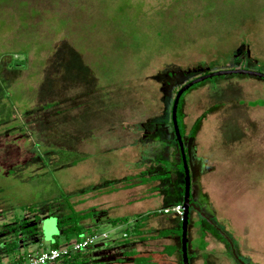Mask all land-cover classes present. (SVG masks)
<instances>
[{
    "label": "rangeland",
    "instance_id": "rangeland-1",
    "mask_svg": "<svg viewBox=\"0 0 264 264\" xmlns=\"http://www.w3.org/2000/svg\"><path fill=\"white\" fill-rule=\"evenodd\" d=\"M243 68L264 74V0H0V240H17L19 248L28 243L9 228L35 223L45 207L52 214L41 217L42 228L56 238L26 249L69 245L78 236L61 235L59 218L70 211L67 194L81 187L86 149L101 151L112 141L106 133L121 130L122 120L142 129L150 118L172 132V104L183 85L205 71ZM170 71L180 75L163 87V98L159 82L175 75ZM186 101L197 116L192 135L211 125L221 141L222 126L264 121V80L232 75L193 86L180 100L182 134ZM164 106L168 114L154 117ZM105 167L87 169L104 175ZM137 169L130 163L112 170ZM258 196L256 215L264 221V191ZM127 232L125 225L99 230L109 240ZM5 257L14 260L4 255L0 264Z\"/></svg>",
    "mask_w": 264,
    "mask_h": 264
},
{
    "label": "crops",
    "instance_id": "crops-1",
    "mask_svg": "<svg viewBox=\"0 0 264 264\" xmlns=\"http://www.w3.org/2000/svg\"><path fill=\"white\" fill-rule=\"evenodd\" d=\"M193 112L185 111L186 136L192 134V127L197 124ZM252 122L222 126L221 141L216 140L217 132L211 125L201 124L197 128L194 146L200 167L193 162L190 167L191 198L210 222L200 213L191 211L190 264H241L240 260L245 264H264V221L256 215L262 207L254 204L264 191V121ZM121 124V130L114 131L111 126V131L106 133L111 135V142L96 153L86 149L89 152L79 162L84 171L78 178L82 184L79 190L67 194L70 198L67 207L85 217L81 222L82 235L70 244L82 236L99 233L101 228L125 225L132 232L128 239L114 238L108 240L110 243L105 241L107 246L97 244L91 253L76 256L83 264H136L135 261L141 259L143 264H183L181 221L174 213H163L165 209L182 205L184 196L185 177L178 169L181 160L173 131L161 127L159 135L155 133L153 138L144 127L129 129L123 120ZM204 150H210L208 157L204 156ZM99 155H103L100 161ZM186 157L189 158L188 154ZM130 163L138 164L137 171L127 170L119 175L112 170L114 164ZM100 165L107 166L104 175H92L87 169L93 166L92 171L94 166ZM70 213L71 210L61 216ZM121 219L129 221L113 224ZM43 225L41 242L50 243L56 236L45 234ZM20 247L13 254V261L5 257L6 264L29 253V248ZM46 249L49 248L37 252ZM102 251H106L105 258L98 261L95 256Z\"/></svg>",
    "mask_w": 264,
    "mask_h": 264
},
{
    "label": "water",
    "instance_id": "water-1",
    "mask_svg": "<svg viewBox=\"0 0 264 264\" xmlns=\"http://www.w3.org/2000/svg\"><path fill=\"white\" fill-rule=\"evenodd\" d=\"M232 75L248 76V77H254V78H259V79L264 80V74L258 73V72L252 71V70H248V69H234V70H223V71L211 72L209 74L200 76V77L196 78L195 80L186 84L178 92L177 97L175 99L174 106H173V112H172L173 125H174L175 135L177 138L180 154L182 157V163L184 164V176H185V179H184V196H183V204H182V206H183V219L181 222V230H182L181 244H182L183 264H190L189 257H188V241H189L188 231H189V225H190L191 211L194 210V211L200 213L207 222H210V220L204 215V213L201 211V209L198 208L194 202H192V198H191V185H192V183H191L190 169L188 167V161H187V157H186V153H185V149H184V144H183L182 136H181L180 129L178 126V119H177L178 118L179 102H180L182 95L187 90L192 88L193 86L200 84L202 82H205L207 80L216 78V77H224V76H232ZM43 222H44V220L40 221L41 224ZM99 247H101V246L99 245ZM105 252L106 251H102V252L98 253L95 257L101 256V255L105 254ZM236 258L238 259V257H236ZM111 260H114V258H112ZM241 264H243V263L241 262Z\"/></svg>",
    "mask_w": 264,
    "mask_h": 264
},
{
    "label": "trees",
    "instance_id": "trees-1",
    "mask_svg": "<svg viewBox=\"0 0 264 264\" xmlns=\"http://www.w3.org/2000/svg\"><path fill=\"white\" fill-rule=\"evenodd\" d=\"M71 213L67 216H63L61 218H59V226L60 228H62V235H67V233L72 232V233H76V235L78 237H80V235H82V226H81V222L84 220L83 215L75 212L72 210V207H70ZM46 211H48V214H52L50 212V210L46 209L45 207H43L42 209H40L39 211H37V215L35 216V220L33 222H31L30 224L27 222V220L25 219L23 222L19 221L17 222V224L15 226L10 227L9 225H7L6 227H10L9 230L10 231H15V232H21L23 233V236L27 235V240L28 241V245L31 244H40L41 242V238H42V230H41V216L40 215H44V213H46ZM129 220L127 219H121V220H115L113 221V224L118 225V224H125L127 223ZM20 230V231H19ZM181 235H182V230H181ZM19 242V241H18ZM17 240L13 241V242H4L2 240H0V257H2V255H11L14 254L19 246H17ZM56 248V246H53V248ZM81 254V253H79ZM79 254H72V256L67 257L66 259L63 260V262L65 264H83L84 261L81 260L80 257L76 256ZM21 257V256H20ZM20 257L17 258L20 259ZM62 262V261H61ZM136 264H143V260H136L135 261ZM13 263V262H12Z\"/></svg>",
    "mask_w": 264,
    "mask_h": 264
},
{
    "label": "built area",
    "instance_id": "built-area-1",
    "mask_svg": "<svg viewBox=\"0 0 264 264\" xmlns=\"http://www.w3.org/2000/svg\"><path fill=\"white\" fill-rule=\"evenodd\" d=\"M164 214L174 213L182 222L183 219V206L176 205L172 208L165 209ZM107 234L94 233L87 236H82L78 241L69 244L64 247H54L51 249H46L36 253H26L10 264H56L63 261L67 257L72 256V254H79L86 252L92 247L99 244V241L107 240Z\"/></svg>",
    "mask_w": 264,
    "mask_h": 264
},
{
    "label": "flooded vegetation",
    "instance_id": "flooded-vegetation-1",
    "mask_svg": "<svg viewBox=\"0 0 264 264\" xmlns=\"http://www.w3.org/2000/svg\"><path fill=\"white\" fill-rule=\"evenodd\" d=\"M242 57L243 58H245V59H249V56L247 55V54H242ZM244 69V68H243ZM248 70H249V68H247ZM171 72H174V76H167V75H165L164 76V78H163V80H161V82H159V83H161V92H162V95H163V98L165 97V93H164V89H163V87H168L169 86V84H170V81L173 79V78H175V76H177V75H180V74H178V73H180V72H175V71H170V74H171ZM210 72H207V71H205V73H203V74H201L200 76H203V75H206V74H209ZM185 75H183L184 77L185 76H187V73H184ZM196 79V78H195ZM194 79V80H195ZM263 80V79H262ZM193 81V80H192ZM191 82V81H190ZM189 83V82H188ZM188 83H186V84H188ZM185 84V85H186ZM185 85H183L180 89H179V91L185 86ZM179 91H177V93H176V95H175V98H174V100H173V104H172V109H171V114H170V119H171V125H172V131H173V136H174V140L176 141V143H177V145H178V142H177V138H176V135H175V130H174V125H173V116H172V112H173V106H174V103H175V99H176V97H177V94H178V92ZM184 95V94H183ZM182 95V96H183ZM182 98V97H181ZM181 100V99H180ZM162 102H164V99H163V101ZM179 107H180V102H179V106H178V112H179ZM261 109V108H260ZM262 109H264V106H262ZM181 110H182V118H181V125L182 126H184L185 127V124H184V119H185V111L186 110H189V112H191L192 110H193V107L188 103V101H186L184 104H182V107H181ZM158 111H160L158 114H156V116H154V117H159V116H162V118H164L165 117V115H167L168 113H167V106H164L163 108H162V110H158ZM178 126H179V129H180V133H181V136H182V140H183V144H184V149H185V153L186 154H188V156H189V160H190V164H192V162L193 163H195V165H197L198 167H200V165H199V160H198V158H196V147L194 146V144H195V136H196V132L194 131V135H190V136H186L185 134H182V132H181V127H180V120H179V116H178ZM164 121V120H163ZM162 121V122H163ZM146 123H148V125L146 124V126L144 127V129L146 130V133L148 132V130H149V132L151 133V134H153V138H154V134L156 133L157 135H159V133L158 132H160V129H161V127L163 126V125H161L159 122V124H155L154 125V123L152 124V123H150V120H148V122H146ZM163 123H165V121L163 122ZM197 126V125H196ZM147 127V128H146ZM197 128H199V127H197ZM159 137V136H158ZM179 147V146H178ZM180 151V150H179ZM192 159H193V161H192ZM197 206V205H196ZM198 207V206H197ZM199 208V207H198ZM41 217H42V215H41ZM98 234H101V233H98ZM129 233L128 234H126V233H124L123 234V239H128L129 238ZM109 240V237L107 238V240H104V241H102L101 243L99 242V244H104L105 243V241H108ZM27 244V243H26ZM22 246H25V245H22ZM27 246V245H26ZM21 248V247H20ZM91 249H94V247H92V248H90L89 250H91ZM89 250H87V251H89ZM86 251V252H87ZM111 257V256H110ZM97 258V257H96ZM103 259V258H105L104 257V255H103V257H101V256H98V261L100 260V259ZM96 260V261H97Z\"/></svg>",
    "mask_w": 264,
    "mask_h": 264
}]
</instances>
